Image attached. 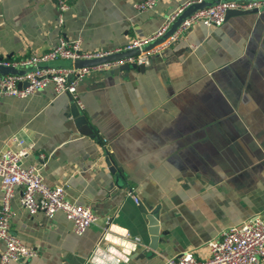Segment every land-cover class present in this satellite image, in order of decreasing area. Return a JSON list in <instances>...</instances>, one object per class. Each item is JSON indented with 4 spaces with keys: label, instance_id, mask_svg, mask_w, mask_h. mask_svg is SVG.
<instances>
[{
    "label": "crops",
    "instance_id": "0c3cea01",
    "mask_svg": "<svg viewBox=\"0 0 264 264\" xmlns=\"http://www.w3.org/2000/svg\"><path fill=\"white\" fill-rule=\"evenodd\" d=\"M138 1L72 0L59 24L55 0H0V58L78 36L86 51L123 46L189 0H157L148 10ZM110 72L78 86L93 134L79 130L72 97L52 84L0 99V149L14 132L33 141L25 163L48 154L46 182L63 184L98 216L77 233L62 211L28 212L18 188L12 229L37 254L11 264H93L97 249L105 264H163L185 250L207 258L223 229L264 217V7L196 24L144 71ZM151 212L160 227L155 248Z\"/></svg>",
    "mask_w": 264,
    "mask_h": 264
},
{
    "label": "built area",
    "instance_id": "2783aa9c",
    "mask_svg": "<svg viewBox=\"0 0 264 264\" xmlns=\"http://www.w3.org/2000/svg\"><path fill=\"white\" fill-rule=\"evenodd\" d=\"M58 10V23H64V14L72 0H55ZM210 1L185 16L179 24L172 23L194 3ZM157 0H140L135 3L139 10H148ZM264 7V0H189L166 17L164 23L148 35L136 36L129 43L113 49L86 51L82 49V37L60 38L49 49L32 53L19 59L0 58V65L27 69L25 73H0V99L5 95L26 98L48 84L54 86L55 93H67L79 109L85 104L79 93V84L90 74L111 71L123 63L150 65L153 56L174 43L186 38L190 28L196 24L214 26L222 24L230 9L258 11ZM190 46H193L191 44ZM138 48L139 52L122 58L107 60L90 65L77 66L80 59L105 57L114 53ZM57 59H70L71 67L48 65ZM7 145L0 149V239L4 246L0 252V264H11L27 260L37 254L35 246L26 244L12 229L14 209L12 200L18 188L19 201L31 214L43 212L52 217L62 211L73 222L77 233L84 232L98 219L88 204L77 203L68 198L63 184L49 185L43 174V165L48 154L40 153L41 163L26 164L25 156L34 148L31 140H26L19 132L8 138ZM210 255L198 258L191 250L167 257L163 264H264V217L255 215L240 224L223 229L220 236L209 241Z\"/></svg>",
    "mask_w": 264,
    "mask_h": 264
},
{
    "label": "water",
    "instance_id": "95a60500",
    "mask_svg": "<svg viewBox=\"0 0 264 264\" xmlns=\"http://www.w3.org/2000/svg\"><path fill=\"white\" fill-rule=\"evenodd\" d=\"M210 3V1H205L203 3H194L192 5H190L189 7L186 8V10L179 16L178 21L180 22L185 16H187L188 14H190L192 11H194L195 9L202 7L203 5ZM252 10H234V9H230L227 12V16L233 13H246ZM139 52L138 48H134L131 50H126L123 52H118V53H114L105 57H100V58H91V59H80L77 60L76 65L77 66H82V65H90V64H94V63H99V62H103V61H107V60H113V59H117V58H122L128 55H132V54H136ZM58 60H65L67 61V64H59L57 63ZM48 65H52V66H57V67H71L72 66V61L70 59H57L54 61H50L47 63ZM130 68H135L139 71H144L147 66L143 65V64H136V63H123L120 66H117L115 68H113L111 70L110 73H119L121 71L130 69ZM27 71V69H18L15 66H9V65H0V73H25ZM74 112L76 114V116L80 119L79 122L77 123L79 130L82 133H86V134H93L92 133V128L90 127L88 120L84 117L81 116L80 114V110L79 108L76 106V104L74 103ZM113 158L117 161V159L113 156ZM144 210H146L144 208ZM149 219H150V223H151V227H150V233H151V239H152V243L151 246L153 248L157 247V244L159 242L160 239V227H159V223H158V218L156 217V215L154 214V212H151L149 214Z\"/></svg>",
    "mask_w": 264,
    "mask_h": 264
},
{
    "label": "clouds",
    "instance_id": "9594fccd",
    "mask_svg": "<svg viewBox=\"0 0 264 264\" xmlns=\"http://www.w3.org/2000/svg\"><path fill=\"white\" fill-rule=\"evenodd\" d=\"M116 231H120V229L117 228ZM109 239H111V237H109ZM116 242L119 243V241H116ZM109 252L115 253V249L110 248ZM97 253H98V255L93 257V264H105V261L99 258L100 255H103V253H101L99 249H97ZM107 259L111 260L112 257H107Z\"/></svg>",
    "mask_w": 264,
    "mask_h": 264
}]
</instances>
